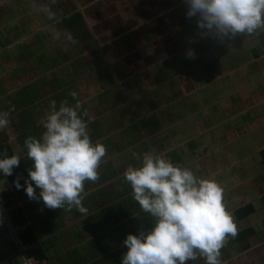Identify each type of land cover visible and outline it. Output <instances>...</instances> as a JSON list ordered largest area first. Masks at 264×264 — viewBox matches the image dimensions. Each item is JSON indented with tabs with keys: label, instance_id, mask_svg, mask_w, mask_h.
Returning <instances> with one entry per match:
<instances>
[{
	"label": "crops",
	"instance_id": "obj_1",
	"mask_svg": "<svg viewBox=\"0 0 264 264\" xmlns=\"http://www.w3.org/2000/svg\"><path fill=\"white\" fill-rule=\"evenodd\" d=\"M27 4L37 28L24 35L15 14ZM185 10L182 0H0V86H9L0 110L11 120L0 142L21 154L15 197L45 264H119L126 234L151 228L122 176L144 152L163 153L221 185L237 226L221 264H264V32L218 43L202 38ZM41 21L56 27H38ZM133 23L158 25L144 31L150 44L138 45L136 31H126ZM44 29L49 39L52 29L61 34L55 55L46 53L52 46L16 44L43 38ZM188 47L194 58L185 57ZM73 91L92 117L90 138L105 146L97 181L84 185L87 216L46 208L24 192L31 160L23 141L39 138L49 102L72 103ZM11 183L0 176V187ZM24 256L0 222V264H23Z\"/></svg>",
	"mask_w": 264,
	"mask_h": 264
},
{
	"label": "clouds",
	"instance_id": "obj_2",
	"mask_svg": "<svg viewBox=\"0 0 264 264\" xmlns=\"http://www.w3.org/2000/svg\"><path fill=\"white\" fill-rule=\"evenodd\" d=\"M182 2L186 18H195L202 38L223 44L237 35L264 32V0ZM41 11L49 19L54 15L48 7ZM60 35L52 33L53 39ZM184 55L191 59L195 52L188 47ZM69 95L72 103L61 100L57 106L55 100L50 101L42 121L44 131L39 138L28 136L23 141V156L31 160L24 192L46 208H75L87 216L88 208L82 203L84 185L97 181L105 146L90 138L88 122L92 117L82 108L77 92ZM8 117L7 111L0 110V129L8 126ZM20 156L0 155V176L10 175ZM137 156L133 153L134 158ZM138 158L140 164L126 166L122 176L130 186L132 200L151 217L152 225L146 232L126 234L122 241L126 251L119 264H185L198 258L203 264H221L220 250L237 234L223 202L221 185L193 168L173 163L163 153L144 152ZM13 184L21 188L18 179Z\"/></svg>",
	"mask_w": 264,
	"mask_h": 264
},
{
	"label": "rangeland",
	"instance_id": "obj_3",
	"mask_svg": "<svg viewBox=\"0 0 264 264\" xmlns=\"http://www.w3.org/2000/svg\"><path fill=\"white\" fill-rule=\"evenodd\" d=\"M20 10H23V11H21V12L19 11V12H17V14H15L16 17L18 16L15 19V20H17V23L16 24H19L20 23L18 25V27L20 28V33L26 35L27 33L31 32L33 30L35 31V28H37V26H35L33 22L31 23L32 25L28 22V17H30L29 16L30 14H33L32 13L33 9L27 4L26 7L20 8ZM36 23H37V25H39L38 27L47 26L46 29H48V30H50L51 28H55L56 27V26L53 27V26H51V24H49L47 22H44V21L36 22ZM157 26L158 25H156L154 23L146 24V25L145 24L135 25L133 23L128 29H126V31L131 30V29H132V31H136V33H134L135 40L137 41L138 45H140V46L144 45L145 46V45L150 44V42L152 41V36L149 35L150 34V32H149L148 33V36H150V37L149 38L146 37L145 36L146 33H144V31L145 30H151V29H153V27H157ZM46 29H44L45 31H40V32H42V33H40V35L43 38H45V39H43L41 37L36 39L37 36L35 38H32V35L30 34L31 37H29V38L28 37L27 38H20L19 42L16 43V44H19V45H23L24 46V45H26V43H28V44L33 43L36 48H41V49L43 48L42 51H44L45 47L52 46L53 47L52 50L46 49V51H48L46 53L48 55L49 54V51H50L53 55H55V53L59 52L60 47L59 48L56 47L57 44L54 43V41L56 39H53V37H51V39H49L48 36H49V32L50 31H47ZM52 30L54 31L55 29H52ZM43 35H46V36H43ZM142 36H145L143 40H142ZM0 84H1V80H0ZM7 87H9V86H7V85L2 86V87L0 86V102L3 100V98H6V96H3L2 95L3 94L2 91H4ZM15 87H13V88H15ZM6 91H8V90H6ZM12 120H16V119L14 118ZM10 124H11V120H9L8 126H10ZM6 187H8V186H6Z\"/></svg>",
	"mask_w": 264,
	"mask_h": 264
},
{
	"label": "trees",
	"instance_id": "obj_4",
	"mask_svg": "<svg viewBox=\"0 0 264 264\" xmlns=\"http://www.w3.org/2000/svg\"><path fill=\"white\" fill-rule=\"evenodd\" d=\"M4 154L11 155L10 150L8 149L7 145L4 142H0V155H4ZM22 173H23V168L20 165V163H18V165L13 168L12 173L10 175L5 176V177H7V179L9 181H13L17 177H19ZM2 194L4 195V197L7 199V202H9V203L10 202H16V200H17V198L15 197V190L12 193L3 192ZM245 209L250 210L251 207L250 208L245 207ZM244 213H245V211H244ZM238 216H240V215H238ZM10 218H11V221L17 225H21L23 223H26V216L24 215L23 209L19 205L15 206L11 210ZM25 226L26 227H24V229L19 232V235H20V238H21L23 243L30 245L31 242H34V236L30 232L28 225H25ZM26 254L29 256H32L36 259H40V258L44 257V252L40 248H38V245L36 246V244L32 248L30 246V248L26 251Z\"/></svg>",
	"mask_w": 264,
	"mask_h": 264
},
{
	"label": "built area",
	"instance_id": "obj_5",
	"mask_svg": "<svg viewBox=\"0 0 264 264\" xmlns=\"http://www.w3.org/2000/svg\"><path fill=\"white\" fill-rule=\"evenodd\" d=\"M3 192L6 193L14 192L13 183L9 184L8 187L6 188L0 187V222L8 228L10 234L13 236L14 240L20 246V249L25 252L23 264H45V260L43 258L36 259L26 254V251L30 248L31 245L23 243L19 235V232L24 229L26 223L17 225L14 224L10 218L11 210L15 206L19 205V202L17 200L16 202H10V203L7 202V199L2 194Z\"/></svg>",
	"mask_w": 264,
	"mask_h": 264
}]
</instances>
